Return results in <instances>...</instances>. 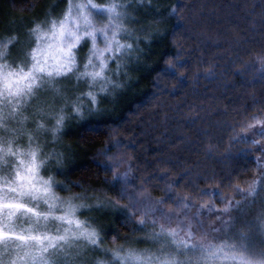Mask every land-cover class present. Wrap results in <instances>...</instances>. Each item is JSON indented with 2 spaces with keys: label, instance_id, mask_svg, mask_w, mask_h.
Returning <instances> with one entry per match:
<instances>
[{
  "label": "clouds",
  "instance_id": "9594fccd",
  "mask_svg": "<svg viewBox=\"0 0 264 264\" xmlns=\"http://www.w3.org/2000/svg\"><path fill=\"white\" fill-rule=\"evenodd\" d=\"M65 14L58 36L53 24L58 28ZM218 33L228 44L221 64L205 59ZM0 72V137L17 128L22 112L23 130L12 143L25 159L29 143L38 147L55 211L72 205L81 222L50 225L70 231L58 264H165L173 257L176 264H205L199 249L177 247L162 225L264 259L257 221L264 133L248 127L253 116L264 120V0H53L23 21L0 19ZM26 72L34 83L17 95L8 74ZM142 80L151 89L125 103ZM202 80L212 85L205 100L195 98ZM8 163L0 175L19 160ZM225 203L234 220L227 228ZM37 206L46 209L47 201ZM79 227L92 229L94 239L71 235Z\"/></svg>",
  "mask_w": 264,
  "mask_h": 264
},
{
  "label": "snow or ice",
  "instance_id": "6c2138e0",
  "mask_svg": "<svg viewBox=\"0 0 264 264\" xmlns=\"http://www.w3.org/2000/svg\"><path fill=\"white\" fill-rule=\"evenodd\" d=\"M54 7L55 5H52L49 12ZM80 7L83 8L84 6L80 5ZM65 15L66 19L60 22L58 28L55 23L53 24L58 36L62 35L66 29L67 14ZM81 16L87 21L85 13L81 12ZM34 31L40 35L44 34L40 30L39 24L35 26ZM62 51L67 52L66 49ZM40 55L39 50H33V56L37 60H39ZM47 55L48 52L45 51V59H47ZM39 66L44 67L43 64ZM2 75L3 73L0 72V76ZM30 75V72L8 74L10 86L12 81H17L14 89L17 95L26 89H31L34 81L29 79ZM3 120L4 117L0 114V131L5 130ZM24 120V114L19 113L17 128L9 130L8 136L0 137V168L9 167L8 162L12 160H19V163L11 168L9 175H0V264H58L57 257L62 254V246L68 242L70 231L69 229H65L63 232L54 230L50 225L55 224L57 219L66 220L69 224L75 223L78 226L81 222L72 215L74 210L72 205H68L64 212L57 213L55 211L56 198L51 191L50 179L39 174L38 147L29 143L26 149L27 159H25L22 155L25 150L19 149L12 143L15 133L23 130ZM254 125H260L259 131L264 133V120L259 116H253L249 120L248 127L251 128ZM259 143L256 139L252 140L253 145ZM257 165L264 167V159L258 157ZM254 190L255 181H251L248 191ZM40 200L47 201L46 209L37 206ZM231 207L230 203H225L222 208V212L225 214L223 224L225 228L234 224L233 218L226 215ZM21 217H24L28 222L23 223ZM257 221L260 227L264 229V211L258 214ZM161 231L167 239H170L179 248L199 249L205 264H222V262L234 260L240 261L241 264H264V259L249 257L244 252L239 251L237 245L230 244L228 241L214 243L204 241L203 237L194 241L191 239L193 233L190 228L181 234L177 228L162 225ZM237 231L242 246L247 233L243 226ZM76 234L89 240L94 239L95 236L92 229L84 227H79L76 233H71V235ZM128 256L137 260L140 259L139 254L132 250L129 251ZM100 264L103 262L101 261ZM146 264H150V262L146 261ZM165 264H176V260L174 257L168 258Z\"/></svg>",
  "mask_w": 264,
  "mask_h": 264
},
{
  "label": "trees",
  "instance_id": "16d2710c",
  "mask_svg": "<svg viewBox=\"0 0 264 264\" xmlns=\"http://www.w3.org/2000/svg\"><path fill=\"white\" fill-rule=\"evenodd\" d=\"M53 0H44V3H39V0H0V19L15 22L23 21L29 18L30 15H39L42 14L46 5L52 3ZM214 43H210L206 48L205 59L208 57L214 58L218 64L225 62L224 49L228 47L226 43V37L223 34H216L213 38ZM196 55H200L199 52ZM202 87L201 92L197 94L195 98L200 100L207 99V95L211 94L212 85L206 80L201 81ZM151 89L150 82L142 80L140 84L135 86V91L126 98L125 103L131 101L133 98L139 99L146 92ZM172 94H169L171 96ZM180 96L181 93L178 92L175 94ZM159 96V93H157ZM155 97H149V103L155 102ZM189 100L194 99L193 96L188 97ZM186 101H182V104Z\"/></svg>",
  "mask_w": 264,
  "mask_h": 264
},
{
  "label": "rangeland",
  "instance_id": "374dc122",
  "mask_svg": "<svg viewBox=\"0 0 264 264\" xmlns=\"http://www.w3.org/2000/svg\"><path fill=\"white\" fill-rule=\"evenodd\" d=\"M43 210V209H42ZM21 221L23 222V223H27L28 221H26V219L24 218V217H21Z\"/></svg>",
  "mask_w": 264,
  "mask_h": 264
}]
</instances>
